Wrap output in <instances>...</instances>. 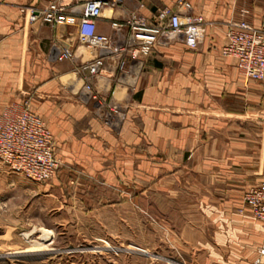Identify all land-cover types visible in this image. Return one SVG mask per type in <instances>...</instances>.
Masks as SVG:
<instances>
[{
    "label": "crops",
    "instance_id": "0c3cea01",
    "mask_svg": "<svg viewBox=\"0 0 264 264\" xmlns=\"http://www.w3.org/2000/svg\"><path fill=\"white\" fill-rule=\"evenodd\" d=\"M52 1L74 21L56 27L30 21L31 8ZM187 1L208 24L197 48L181 36L162 39L149 56L104 54V72L88 77L79 65L101 52L78 41L86 0H0V115L28 101L46 120L64 167L48 185L75 178L80 168L87 192L105 185L121 200L136 199L137 207L117 209L123 225L130 223L127 216L138 215L139 229L148 227L155 241H169L154 249L155 259L264 264V222L244 206L246 192L264 179V80L245 78L236 59L222 53L230 21L261 26L264 0ZM177 2L123 0L115 8L105 6L97 30L134 47L129 28L112 22L133 13L150 20L158 8L176 9ZM64 45L76 53L60 61ZM19 176L0 163V188ZM151 194L164 206L139 205ZM134 246L149 252L145 243Z\"/></svg>",
    "mask_w": 264,
    "mask_h": 264
},
{
    "label": "built area",
    "instance_id": "2783aa9c",
    "mask_svg": "<svg viewBox=\"0 0 264 264\" xmlns=\"http://www.w3.org/2000/svg\"><path fill=\"white\" fill-rule=\"evenodd\" d=\"M122 2L86 0L83 5L82 15L77 21L78 41L91 50L101 52V55L79 65L78 70L88 77L104 72L105 55L120 56L129 52L133 58H138L139 55L149 56L154 45L162 39L174 41L183 36L191 48H197L205 39L208 28L205 18L194 12L191 2L178 0L176 9L169 6L158 8L150 20L133 13L125 21L112 22L117 29L129 28L138 44L131 47L116 43L111 36L98 32L97 19L105 6L115 8ZM141 6L145 4L141 2ZM29 18L30 21L41 20L51 27L75 19L65 14L57 1H52L43 9L31 8ZM227 38L222 53L236 59L237 67L245 78L264 80V17L259 27L246 19L230 21ZM75 53L71 46L64 45L57 59H71ZM120 67L126 68L124 60H121ZM86 88L92 90L90 84ZM0 163L11 172L36 182L51 180L60 167L53 132L46 120L32 110L28 101L13 104L0 115ZM244 206L255 218L264 222V179L246 192ZM261 253L264 255V245Z\"/></svg>",
    "mask_w": 264,
    "mask_h": 264
},
{
    "label": "rangeland",
    "instance_id": "374dc122",
    "mask_svg": "<svg viewBox=\"0 0 264 264\" xmlns=\"http://www.w3.org/2000/svg\"><path fill=\"white\" fill-rule=\"evenodd\" d=\"M74 171L75 178L51 186L55 176L47 182L19 176L15 184L2 185L0 264H173L154 258V249L169 241H155L152 229H139L138 215L130 214V223L122 224L117 208L137 207L136 199L121 200L105 185L87 192L89 184L79 181L80 168ZM150 196L139 205L164 206ZM139 242L149 252L134 246Z\"/></svg>",
    "mask_w": 264,
    "mask_h": 264
}]
</instances>
